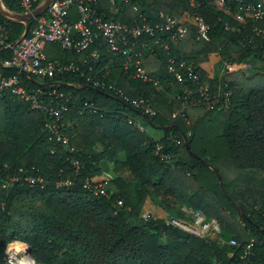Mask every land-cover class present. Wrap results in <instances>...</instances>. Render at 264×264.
Segmentation results:
<instances>
[{"label":"trees","instance_id":"obj_1","mask_svg":"<svg viewBox=\"0 0 264 264\" xmlns=\"http://www.w3.org/2000/svg\"><path fill=\"white\" fill-rule=\"evenodd\" d=\"M1 1L8 10L20 11L18 0ZM134 2L151 22L163 12L189 27L177 45L170 43V53L191 64L202 84L212 88L218 87V81L237 84L230 106L191 105L184 110L187 120L183 119L178 114L182 108L178 95H184L185 87L169 73L167 53L158 45L144 51L143 66L159 80V89L130 77L106 55L102 60L110 65L106 81L129 98L148 99L154 115L141 114L113 90L89 86L78 73L34 81L1 64L10 58L11 49L0 45V76L18 75L27 89L59 85L73 92L72 101L78 105L88 101L96 107L93 113L66 115L64 133L77 149L70 153L49 139L41 112L9 89L0 93L1 264L6 245L14 240L30 247L36 264H264V65L260 61L264 50L259 38L244 46L239 42L242 33L251 34L254 22L248 19L241 33L225 30L223 21L230 18L211 0H130L118 4L115 13L102 0V14L134 23ZM197 15L211 25L208 41L195 38ZM4 31L6 42L13 43L24 25L0 18V32ZM46 52L67 62H80L86 54L54 44H47ZM227 61H252L253 66L247 73L226 74L218 80L214 67ZM187 89L195 90L190 84ZM128 119L139 120L143 130ZM157 144L172 155L169 162L156 156ZM70 155L81 163L78 174L67 159ZM20 168L42 182L30 185L22 180L26 173ZM14 174L20 179L10 181ZM100 174L108 181L107 195L83 187L88 179L95 183ZM65 179L72 183L58 185ZM181 205L217 220V237H196L166 224L169 214L187 217ZM143 212L151 216L144 219ZM157 212L164 218L155 217ZM232 238L234 245L229 242Z\"/></svg>","mask_w":264,"mask_h":264},{"label":"built area","instance_id":"obj_2","mask_svg":"<svg viewBox=\"0 0 264 264\" xmlns=\"http://www.w3.org/2000/svg\"><path fill=\"white\" fill-rule=\"evenodd\" d=\"M42 0H18L19 12H30ZM110 7L108 11L115 13L118 4L129 3L130 0H106ZM213 6L227 15L230 19L223 21V27L227 31L241 33L246 30L248 19L254 22L251 26L250 35L242 33L239 39L241 46L253 43L259 38V47L264 50V0L256 2L245 0H211ZM193 3V0H191ZM4 5V4H3ZM102 0H52L48 8L39 16L33 18L29 23L28 32L12 43L6 42V31L0 32V45L3 49H11V56L1 64L3 66L16 68L18 73H24L36 81L52 78L55 75L78 73L85 82L96 89H110L122 99L138 109L141 114L154 115L155 110L148 99L129 98L117 89L113 83L107 82L106 77L110 72V65L102 62L103 55L107 59L116 62L130 77L152 83L160 88L159 80L146 72L143 66L144 51H153L154 46H160L167 53V67L175 80L185 87L182 98V108L178 114L185 120L187 115L185 109L191 105H204L213 108L220 105L228 108L234 89L237 84L230 85L228 81H218V87L212 88L209 83H200V75L191 64L177 55L170 53V43L177 45L189 32V27L177 17L168 13H159V20L151 22L147 19L138 2L132 4L137 18L134 23L127 24L115 21L111 16L102 14ZM0 18L1 15H0ZM195 38L196 40L208 41L211 25L198 15ZM262 23V25H260ZM31 25V27H30ZM54 44L60 49L70 53L86 54L80 62L63 61L48 57L46 45ZM264 53L261 62L264 65ZM253 66L252 61L223 62L221 68H215L218 80L226 74L247 73ZM188 84L194 85V89H187ZM77 88V85L72 84ZM9 89L14 95L27 102L31 109L38 110L44 115V129L48 137L55 143L66 147L70 153L77 149L69 145V138L64 133L67 122L64 120L70 112L77 111L79 115L88 112H96L93 102L83 101L78 105L72 101V91H64L59 85H51L46 88L27 89L20 84L18 75L0 76V93ZM139 130L143 126L139 120L128 119ZM53 152V150H52ZM155 154L160 161L169 162L172 155L164 150L163 145L155 146ZM70 166L75 173H79L81 163L74 155L67 156ZM26 174L22 180L30 185L42 179L29 174L27 170L19 169ZM16 174L9 177L10 181L19 180ZM71 179L58 182V185H70ZM83 187L91 190L96 195H107L109 189L108 181L100 179L95 183L88 179ZM121 203V201H118ZM180 210L187 217L168 215L165 217L166 224L175 229L191 234L196 237H217L220 225L215 219H207L203 212L190 206L181 205ZM144 219L149 218V213H144ZM26 245L21 251L9 249V243L5 248V261L3 264L26 263L25 256L28 245L25 242L14 240ZM230 244H236L235 239H230ZM251 244V243H250ZM247 245V248L250 247ZM33 261V258H31ZM1 264V263H0ZM34 264V263H33Z\"/></svg>","mask_w":264,"mask_h":264},{"label":"water","instance_id":"obj_3","mask_svg":"<svg viewBox=\"0 0 264 264\" xmlns=\"http://www.w3.org/2000/svg\"><path fill=\"white\" fill-rule=\"evenodd\" d=\"M52 0H42L38 5H36L30 12L27 13H22V12H14V11H10L8 10L2 3V1L0 0V15L3 19L8 20V21H13V22H20L23 23L24 25V31L22 33V35L20 36L23 37L29 29V23L30 21L39 16L41 13H43L49 6V4L51 3ZM14 43H12L13 45ZM34 81H36L34 78H32ZM185 143L187 144V138H185ZM213 170L215 171L217 178L219 180V182L221 183V178L219 176V173L217 172L216 169L213 168ZM31 249L28 246V250L27 253L30 254ZM33 263L36 264V261L33 259Z\"/></svg>","mask_w":264,"mask_h":264},{"label":"clouds","instance_id":"obj_4","mask_svg":"<svg viewBox=\"0 0 264 264\" xmlns=\"http://www.w3.org/2000/svg\"><path fill=\"white\" fill-rule=\"evenodd\" d=\"M26 245L21 244L20 242L17 241H11L9 242V249H14L15 251L19 252L21 251ZM23 264V262H21Z\"/></svg>","mask_w":264,"mask_h":264},{"label":"rangeland","instance_id":"obj_5","mask_svg":"<svg viewBox=\"0 0 264 264\" xmlns=\"http://www.w3.org/2000/svg\"><path fill=\"white\" fill-rule=\"evenodd\" d=\"M216 67H217V64L215 65L214 68H216ZM97 148H100V146L97 145ZM119 158H122V155L121 154L119 155ZM103 177H105V175L104 174H100L98 177L96 176L95 179L98 181V180H100V178H103ZM143 213H148V212H143ZM155 217H161V218L163 217L164 218V214H162L160 212H157V213H155ZM7 245H6V247H7ZM30 258H33V257L30 255Z\"/></svg>","mask_w":264,"mask_h":264},{"label":"bare ground","instance_id":"obj_6","mask_svg":"<svg viewBox=\"0 0 264 264\" xmlns=\"http://www.w3.org/2000/svg\"><path fill=\"white\" fill-rule=\"evenodd\" d=\"M25 261H26L25 264H33V261L30 257L25 256Z\"/></svg>","mask_w":264,"mask_h":264}]
</instances>
